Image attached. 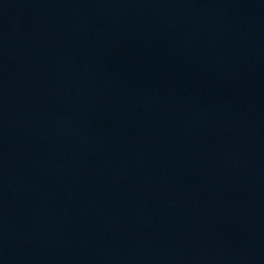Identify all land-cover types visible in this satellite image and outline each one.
Returning <instances> with one entry per match:
<instances>
[{
	"label": "water",
	"instance_id": "95a60500",
	"mask_svg": "<svg viewBox=\"0 0 264 264\" xmlns=\"http://www.w3.org/2000/svg\"><path fill=\"white\" fill-rule=\"evenodd\" d=\"M0 264H264V0H0Z\"/></svg>",
	"mask_w": 264,
	"mask_h": 264
}]
</instances>
